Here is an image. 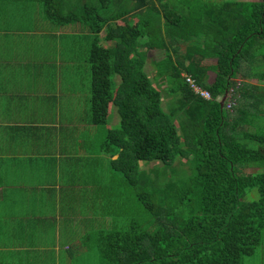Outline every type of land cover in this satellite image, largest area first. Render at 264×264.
Returning a JSON list of instances; mask_svg holds the SVG:
<instances>
[{
	"label": "trees",
	"instance_id": "obj_1",
	"mask_svg": "<svg viewBox=\"0 0 264 264\" xmlns=\"http://www.w3.org/2000/svg\"><path fill=\"white\" fill-rule=\"evenodd\" d=\"M32 1L56 25L90 35L92 124L107 125L118 108L120 126L102 145L110 186L94 193L116 201L97 234L104 262L243 264L254 255L264 244V74L252 84L245 64L264 45V0ZM232 90V108L222 107ZM244 165L260 172L242 175ZM250 189L259 200H245ZM16 260L0 251V264Z\"/></svg>",
	"mask_w": 264,
	"mask_h": 264
},
{
	"label": "crops",
	"instance_id": "obj_2",
	"mask_svg": "<svg viewBox=\"0 0 264 264\" xmlns=\"http://www.w3.org/2000/svg\"><path fill=\"white\" fill-rule=\"evenodd\" d=\"M13 3L27 10L12 13ZM29 10L46 14L39 2L0 0V251L12 252L14 264L53 247L71 250L63 242L81 202L90 210L101 204L88 189L105 157L103 129L92 124L86 100L91 93L79 95L91 85L90 51L82 60L72 53L83 41L88 49L89 33L47 17L34 29ZM115 117L111 128L120 123Z\"/></svg>",
	"mask_w": 264,
	"mask_h": 264
},
{
	"label": "rangeland",
	"instance_id": "obj_3",
	"mask_svg": "<svg viewBox=\"0 0 264 264\" xmlns=\"http://www.w3.org/2000/svg\"><path fill=\"white\" fill-rule=\"evenodd\" d=\"M203 2L206 1H213V0H201ZM216 2H223L224 0H215ZM238 1V0H237ZM243 1V0H242ZM250 1V0H248ZM13 7L9 9L10 12L12 13H22L25 12L27 10V8L23 9V3H21V5H14V3L12 4ZM29 8V7H28ZM27 14L33 15L35 17V19L33 18V22H31V26L35 29L36 25H42L43 21L46 20L48 21V15L46 14H41V18H39V14L33 11H28ZM47 17V19L45 18ZM49 28H42L41 30H48ZM261 40L259 41V44L255 47V54L250 53V56L255 57L254 60L255 61L253 64L248 63L245 64V66H247V70L249 73L252 72L253 76L252 77L253 80H249L252 84H260L259 82V78L262 74H264V45H260ZM90 46L87 49V41H83L81 42L78 46L73 47L72 53L77 56V58L79 60L84 59L87 55H86V51L89 52ZM185 49L182 48V51H184ZM161 57V56H160ZM246 63V62H245ZM154 69V67H152V70ZM151 70V69H150ZM150 75L152 76L153 73L151 72ZM215 79V74L214 73H210L209 74V80L208 83H212L214 82ZM243 77H239V79H237L238 82H242L241 80H243ZM256 79V80H255ZM91 85L88 86V88H84V91H82L79 95H80V100H84V98L86 99L87 95L89 94V91L91 93ZM233 90L230 92V95L227 97V108L229 104H232V102L234 103V98H233ZM88 101V108L90 109L91 107V101H89L88 99H86ZM82 104V103H81ZM83 105V104H82ZM166 108V106H164ZM91 112V111H90ZM115 115L118 116L117 112H115ZM114 115V116H115ZM262 120H264V117L261 118ZM115 122V124H117L118 122H120V118L115 117V119L113 120ZM263 123V122H262ZM111 125V122L109 121V124L107 125H103L100 128L103 129V135H102V139L99 141L100 143H103L107 137V133L108 130H114V129H118L120 125L118 126H114V128L109 127ZM248 146L250 148L256 149L258 146L257 144H253V143H249ZM109 161V157L105 155L104 160H102V157L100 158V162L103 165V168L101 166H99V168L97 169V174H95V177L97 178L96 182L93 184V187H91V189H88L89 192H93L95 193L97 188L100 187V189H103L104 187H109L110 186V182L109 179H111L112 174L110 173V170L104 167V164L108 163ZM154 165V163H151L148 167H152ZM245 167H249L250 169H246ZM243 170H245L244 172L242 171L241 174L242 175H250V174H257L260 172V169H258L257 167L254 168V166L251 165H244L242 166ZM86 170H89L88 168H86ZM91 171V170H89ZM104 171H107L106 173ZM93 174V173H92ZM91 173H88L89 178L92 176ZM102 178H104V184H103V180ZM117 184V182H116ZM83 195H78L77 197H82ZM108 197V195H107ZM259 193L257 191V189H250L246 191V197L245 200L247 201H257L259 200ZM105 199H103L101 197V204H103V207H101L100 205V209L101 212H104L107 207L109 206H113L116 204V201H112L106 197H104ZM84 199L83 202H81V205L78 207V210L80 212V216L75 217L76 218V224H74V221L72 222L71 227H69V232L66 235V241L63 242L66 243L67 241L70 242V245L68 246V248H71L70 251H62L61 253L59 252H55V248L53 247V249H47V250H41L39 252H35L33 254V256H31L30 259H27L26 257H24V255L20 256V259L18 262L20 263H28V264H107L104 262V259L101 256V253L98 249V238H97V234L98 231L102 228L103 226V222H105V226H107V223L110 224V219L109 218H103L102 213L99 211L98 207H92V209L90 210V205L87 203V201ZM134 206V204H131ZM73 212H75V205L73 206ZM88 213V217L84 216ZM112 216V215H111ZM147 217V215H146ZM103 219V222H102ZM104 226V227H105ZM53 233H56V231H54ZM48 242L52 241V239H47ZM0 245H2L1 241H0ZM51 243L47 246H50ZM58 261H61V263H59ZM243 264H264V244L261 245L255 252L254 255H252L251 257H247L244 260Z\"/></svg>",
	"mask_w": 264,
	"mask_h": 264
},
{
	"label": "built area",
	"instance_id": "obj_4",
	"mask_svg": "<svg viewBox=\"0 0 264 264\" xmlns=\"http://www.w3.org/2000/svg\"><path fill=\"white\" fill-rule=\"evenodd\" d=\"M187 83L190 85V87L193 89L194 92H196L199 95H202L206 99H211V94L208 91L203 90L193 78H190L189 76H185ZM234 100V99H233ZM232 104L228 105V109H231L233 106Z\"/></svg>",
	"mask_w": 264,
	"mask_h": 264
},
{
	"label": "water",
	"instance_id": "obj_5",
	"mask_svg": "<svg viewBox=\"0 0 264 264\" xmlns=\"http://www.w3.org/2000/svg\"><path fill=\"white\" fill-rule=\"evenodd\" d=\"M227 97H228V95H226L223 99H221L220 97L217 99V101L221 104L222 107H223Z\"/></svg>",
	"mask_w": 264,
	"mask_h": 264
},
{
	"label": "clouds",
	"instance_id": "obj_6",
	"mask_svg": "<svg viewBox=\"0 0 264 264\" xmlns=\"http://www.w3.org/2000/svg\"><path fill=\"white\" fill-rule=\"evenodd\" d=\"M185 76H188V75H185ZM185 76H184V77H185ZM203 90H205V89H203ZM205 91H207V90H205ZM200 96H202V95H200ZM202 97H203V96H202ZM211 97H212V96H211ZM203 98H204V97H203ZM205 99H206V98H205ZM206 100H209V99H206ZM226 101H227V100H226Z\"/></svg>",
	"mask_w": 264,
	"mask_h": 264
}]
</instances>
